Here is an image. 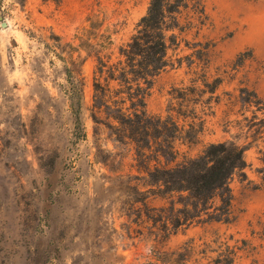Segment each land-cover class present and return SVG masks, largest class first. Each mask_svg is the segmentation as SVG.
Returning <instances> with one entry per match:
<instances>
[{
    "label": "rangeland",
    "instance_id": "rangeland-1",
    "mask_svg": "<svg viewBox=\"0 0 264 264\" xmlns=\"http://www.w3.org/2000/svg\"><path fill=\"white\" fill-rule=\"evenodd\" d=\"M149 3L0 0V264H264V0H171L146 111L181 127L177 163L219 143L245 161L227 217L177 229L182 196L150 174L163 125L92 110L97 57L122 59Z\"/></svg>",
    "mask_w": 264,
    "mask_h": 264
},
{
    "label": "trees",
    "instance_id": "trees-1",
    "mask_svg": "<svg viewBox=\"0 0 264 264\" xmlns=\"http://www.w3.org/2000/svg\"><path fill=\"white\" fill-rule=\"evenodd\" d=\"M178 7L171 5V0H150L146 14L136 26V33L120 52L122 59L111 64L109 58L103 61L97 57L92 104L94 116L102 108L112 106L113 119L125 130L132 131L137 126L158 133L159 124L163 125L167 137L164 155L168 162L164 169L155 167L150 174L166 195L182 196L179 202L182 208L173 206L167 219L174 229L201 223L204 218L222 221V217H227L232 200L228 182L245 168L243 148L226 143L211 144L198 157L184 158L177 163L173 141L181 127L170 116L161 121L160 116H151L146 111V99L154 80L167 66L165 32L169 28L168 15L172 14L170 19L175 20ZM79 86V83L73 85L71 92L78 111L76 95L82 93ZM189 128L191 130L193 126L189 125ZM188 135L190 140L191 133ZM139 142L135 143L138 145Z\"/></svg>",
    "mask_w": 264,
    "mask_h": 264
}]
</instances>
